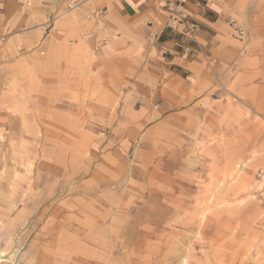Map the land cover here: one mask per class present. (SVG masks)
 <instances>
[{"label":"rangeland","instance_id":"obj_1","mask_svg":"<svg viewBox=\"0 0 264 264\" xmlns=\"http://www.w3.org/2000/svg\"><path fill=\"white\" fill-rule=\"evenodd\" d=\"M53 3L38 23L0 0V264H264V0H212L247 38L229 36V60L205 52L204 101L164 118L146 83L124 86L139 127L125 105L59 92L41 45L80 5ZM105 15L87 17L95 51L120 37Z\"/></svg>","mask_w":264,"mask_h":264},{"label":"crops","instance_id":"obj_2","mask_svg":"<svg viewBox=\"0 0 264 264\" xmlns=\"http://www.w3.org/2000/svg\"><path fill=\"white\" fill-rule=\"evenodd\" d=\"M17 1L37 11L32 15L41 23L51 15L55 0H7L14 6ZM162 3L163 0H82L75 11L59 18L56 32L44 39L41 45L58 80L60 76L68 80L67 85L59 83L62 85L59 92L76 93L78 104L83 100L86 104L92 98L86 95L87 92L89 96L94 92L97 102L89 105L95 108L125 105L132 115L130 122L137 127L144 123L145 118H140L133 107L136 95L123 93L124 86L128 84H133L130 90L133 92L135 86L146 83L148 89L155 92L153 100L160 102L158 115H164V118L175 107L184 111L196 102L204 101L212 84L211 75L203 71L204 56L197 53L189 58L183 56L180 47L183 38L165 28ZM99 9L106 10L103 20L120 37L111 45L95 51L97 36L94 34L87 38L85 32L97 27V23L87 17ZM187 10L200 25L198 42L206 54L220 62L234 57L238 45L229 38V28L218 17L219 5L190 0ZM229 10L241 11L234 7H229ZM149 32L153 33L152 41L156 46V52L152 53L146 50V34ZM35 36V41H38L40 35ZM160 50L167 51V55L162 56ZM72 76L75 80L71 82ZM150 117L156 119L155 114ZM138 132H134L135 136Z\"/></svg>","mask_w":264,"mask_h":264},{"label":"built area","instance_id":"obj_3","mask_svg":"<svg viewBox=\"0 0 264 264\" xmlns=\"http://www.w3.org/2000/svg\"><path fill=\"white\" fill-rule=\"evenodd\" d=\"M204 1L212 2V0ZM189 3L190 0H163L162 3V9L166 16L165 28L182 36L183 40L180 47L185 58H189L194 53L206 55L203 46L198 42L200 25L190 17L187 10ZM80 4L81 2L67 0V7L70 10L77 8ZM221 13L226 16L225 12L222 11ZM226 20L230 28V36L246 42L247 32L238 15L236 13L228 14ZM162 53L167 55V51Z\"/></svg>","mask_w":264,"mask_h":264},{"label":"snow or ice","instance_id":"obj_4","mask_svg":"<svg viewBox=\"0 0 264 264\" xmlns=\"http://www.w3.org/2000/svg\"><path fill=\"white\" fill-rule=\"evenodd\" d=\"M184 264H187V261H185Z\"/></svg>","mask_w":264,"mask_h":264},{"label":"bare ground","instance_id":"obj_5","mask_svg":"<svg viewBox=\"0 0 264 264\" xmlns=\"http://www.w3.org/2000/svg\"><path fill=\"white\" fill-rule=\"evenodd\" d=\"M229 36H230V33H229ZM1 260V259H0ZM2 261V260H1Z\"/></svg>","mask_w":264,"mask_h":264}]
</instances>
